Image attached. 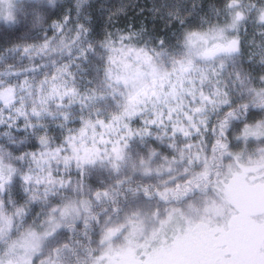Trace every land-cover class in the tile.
<instances>
[{
  "label": "clouds",
  "instance_id": "clouds-1",
  "mask_svg": "<svg viewBox=\"0 0 264 264\" xmlns=\"http://www.w3.org/2000/svg\"><path fill=\"white\" fill-rule=\"evenodd\" d=\"M0 264H264V0H0Z\"/></svg>",
  "mask_w": 264,
  "mask_h": 264
}]
</instances>
